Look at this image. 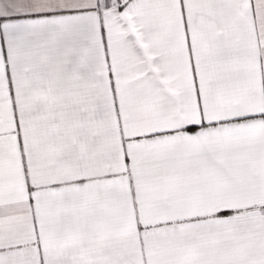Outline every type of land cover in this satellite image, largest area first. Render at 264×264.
<instances>
[{"label": "snow or ice", "instance_id": "obj_1", "mask_svg": "<svg viewBox=\"0 0 264 264\" xmlns=\"http://www.w3.org/2000/svg\"><path fill=\"white\" fill-rule=\"evenodd\" d=\"M0 264H264V0H0Z\"/></svg>", "mask_w": 264, "mask_h": 264}]
</instances>
